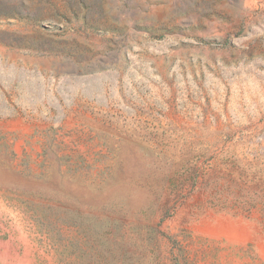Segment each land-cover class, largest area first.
I'll return each instance as SVG.
<instances>
[{
  "label": "rangeland",
  "instance_id": "rangeland-1",
  "mask_svg": "<svg viewBox=\"0 0 264 264\" xmlns=\"http://www.w3.org/2000/svg\"><path fill=\"white\" fill-rule=\"evenodd\" d=\"M0 264H264V0H0Z\"/></svg>",
  "mask_w": 264,
  "mask_h": 264
}]
</instances>
